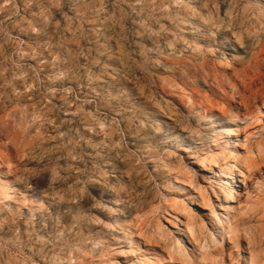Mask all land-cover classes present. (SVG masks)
Masks as SVG:
<instances>
[{
    "label": "rangeland",
    "instance_id": "rangeland-1",
    "mask_svg": "<svg viewBox=\"0 0 264 264\" xmlns=\"http://www.w3.org/2000/svg\"><path fill=\"white\" fill-rule=\"evenodd\" d=\"M263 42L264 0H0V264H264Z\"/></svg>",
    "mask_w": 264,
    "mask_h": 264
},
{
    "label": "bare ground",
    "instance_id": "bare-ground-1",
    "mask_svg": "<svg viewBox=\"0 0 264 264\" xmlns=\"http://www.w3.org/2000/svg\"><path fill=\"white\" fill-rule=\"evenodd\" d=\"M264 43V42H263ZM262 53H264V44H263V47H262V49H261V51H260V54H262ZM258 60V57H256V61Z\"/></svg>",
    "mask_w": 264,
    "mask_h": 264
}]
</instances>
